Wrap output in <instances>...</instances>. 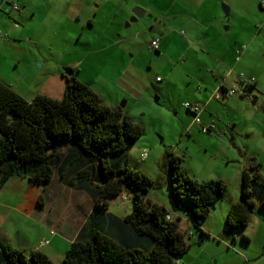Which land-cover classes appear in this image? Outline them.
Wrapping results in <instances>:
<instances>
[{
	"label": "crops",
	"instance_id": "obj_1",
	"mask_svg": "<svg viewBox=\"0 0 264 264\" xmlns=\"http://www.w3.org/2000/svg\"><path fill=\"white\" fill-rule=\"evenodd\" d=\"M219 1L0 0V29L11 36L0 39L12 45L15 52L11 58L30 74L27 82L6 81L1 76L0 81L29 101L38 95L61 99L67 85L64 70L73 68L74 75L89 84L105 104L122 108L134 122L143 124L145 131V123L137 119L139 112L144 111L146 116L149 113L154 119L177 116L184 111V119L177 120V129L182 136L184 133L192 136L194 127L200 129L194 123L193 112L184 106L185 102H191L202 108L204 123L216 124L212 132H219L222 108L236 101L251 100L241 79L233 74L243 60L237 59L238 53L245 57L250 50L247 38L256 39L254 27L258 19L254 13H264V0H222L229 4L225 9L229 8L232 18L236 17L235 25L224 16ZM136 7L143 8L145 13L128 23ZM234 27V32H229ZM39 31L50 35L55 32L62 39L58 42L62 53L57 62L42 61L40 69L47 68L42 73L35 72L32 64H22L24 55L18 44L23 36L31 38L39 35ZM93 34L96 46L92 45ZM154 39H160L156 50L150 48ZM63 42L70 44L67 50L63 49ZM243 45L247 46L245 51ZM66 65L69 67L65 68ZM135 144L127 154L128 163ZM144 153L145 150L142 159L148 156ZM3 194L9 195L10 200L0 207L3 210L0 240L28 253L41 250L55 264H62L95 207L91 191L70 186L58 174L48 185L13 176L0 189V197ZM239 199L230 200L227 208ZM132 210L133 205H123L120 196L110 199L107 209L120 218ZM256 215L264 220L261 208ZM183 220L189 228V222ZM203 229L208 232L204 224ZM204 243L197 244L198 251ZM177 264L193 261L182 256Z\"/></svg>",
	"mask_w": 264,
	"mask_h": 264
},
{
	"label": "trees",
	"instance_id": "obj_2",
	"mask_svg": "<svg viewBox=\"0 0 264 264\" xmlns=\"http://www.w3.org/2000/svg\"><path fill=\"white\" fill-rule=\"evenodd\" d=\"M63 75L67 85L62 99L38 95L29 101L0 81V189L13 176L48 185L58 174L70 186L94 194L95 207L62 264H177L193 247L191 239L201 244L211 237L203 222L225 195L226 182L195 179L183 156L165 153L161 168L169 176V208L154 202L147 192L155 181L127 161L145 133L143 124L105 104L74 74ZM99 167L103 178L97 183ZM253 185L264 187L260 164L244 171L242 196L226 217L227 232L251 223L257 206ZM123 192L130 194L133 210L120 218L107 209L110 199ZM260 208L264 211V199ZM182 219L190 224L186 231ZM0 264L55 263L41 250L28 253L0 240Z\"/></svg>",
	"mask_w": 264,
	"mask_h": 264
},
{
	"label": "rangeland",
	"instance_id": "obj_3",
	"mask_svg": "<svg viewBox=\"0 0 264 264\" xmlns=\"http://www.w3.org/2000/svg\"><path fill=\"white\" fill-rule=\"evenodd\" d=\"M225 6L230 7L228 3L220 0V10L227 20H232L235 25L236 17L232 18L233 14L226 13ZM239 7H242V4ZM236 8L238 6H234V9ZM254 14L258 19L257 27H254L257 31H255L256 39L247 38L246 45L250 50L245 57L243 53H238L237 59L241 57L243 60L233 74L241 79L240 82L247 88L251 100L247 98L240 102L236 101L235 104L233 102V105L230 103L224 106L218 120L219 132L205 133L194 127L192 136H186L185 133L182 136L177 129V120L184 119V111L177 116L168 115L154 119L149 113L146 116L144 111L139 112L137 116L138 120L145 123L146 131L133 147L129 163L133 168L145 171L155 181L147 192L148 197L162 205L168 204L170 181L169 176L161 168V160L165 153L183 156L184 165L193 178L200 181L223 179L227 184L225 195L203 222L211 239L205 241L201 251H198L195 240L191 239L193 248L183 255L187 260L192 259L193 264H241L244 261L249 264H264V220L256 215L260 202L264 199V187L252 186L253 198L257 201V206L251 223L244 229L225 231L226 217L230 211L227 205L230 200L241 198L244 171L255 163L261 165L264 175V28L259 29L264 27V13L258 11ZM227 26L228 24L224 27ZM234 30L235 27L229 32L233 33ZM2 31L0 38L11 37L4 29ZM38 33L39 35L31 38L28 35L23 36L18 44L24 55L22 64H32L35 72L42 73L46 72L47 68L40 69L38 64H42L45 60L57 62L59 54L62 53L58 42L62 39L55 32L51 35L43 31ZM91 36L94 42V34ZM93 42L92 45L96 46L97 43ZM62 45L66 50L70 47L67 42H63ZM12 48L9 42L0 39V76L6 81L27 82L30 77L29 71L23 69L21 64L17 66V61L11 58L15 52ZM210 75L212 78L215 77ZM237 96L242 98L239 94ZM144 150H147L148 156L142 159ZM9 200V195L3 194L0 197V207L7 205L6 201ZM121 203L133 205L131 199L127 201L121 199ZM2 211L0 210V222L3 219ZM180 223L184 231L188 230L184 220ZM193 230L199 233L197 228ZM223 231L225 233H222ZM244 235H248L250 240H244Z\"/></svg>",
	"mask_w": 264,
	"mask_h": 264
},
{
	"label": "built area",
	"instance_id": "obj_4",
	"mask_svg": "<svg viewBox=\"0 0 264 264\" xmlns=\"http://www.w3.org/2000/svg\"><path fill=\"white\" fill-rule=\"evenodd\" d=\"M14 8H18V6L16 4H14ZM2 34V30L0 29V35ZM159 44H160V39H154L151 41L150 43V48L151 49H158L159 48ZM247 48L246 45H244V47L242 48L245 49ZM158 80H160V77L157 78ZM235 90H231V93H234ZM184 106L186 108H188L189 110H191L194 114V123L197 124V126L199 127V129L202 131V132H205V133H210L212 132L213 130L216 129V124L215 123H209V124H206L202 121V118H201V112H202V108L197 105V104H194V103H191V102H185L184 103ZM147 150H145V153L144 155L147 156ZM120 198L122 200H130V194L128 192H123L120 194ZM168 218L171 219L172 218V215H168ZM54 233V231H52ZM190 235H193V233L190 231L189 232ZM49 241H46L45 243H48Z\"/></svg>",
	"mask_w": 264,
	"mask_h": 264
},
{
	"label": "water",
	"instance_id": "obj_5",
	"mask_svg": "<svg viewBox=\"0 0 264 264\" xmlns=\"http://www.w3.org/2000/svg\"><path fill=\"white\" fill-rule=\"evenodd\" d=\"M226 10V13L229 12V8L225 9ZM133 13L134 15L130 18L129 22L128 23H131V22H135L137 21L140 17H143L144 15V9L141 8V7H136L134 10H133ZM39 67H41V64H38ZM65 73L68 74V75H73L74 74V70L73 68H66L65 70ZM125 103V102H124ZM102 178H103V169H101L100 167L98 168L97 170V174L95 176V181L97 183H100L102 181Z\"/></svg>",
	"mask_w": 264,
	"mask_h": 264
}]
</instances>
